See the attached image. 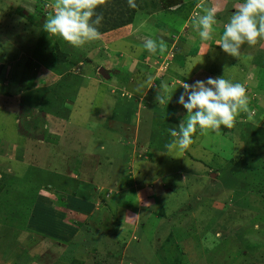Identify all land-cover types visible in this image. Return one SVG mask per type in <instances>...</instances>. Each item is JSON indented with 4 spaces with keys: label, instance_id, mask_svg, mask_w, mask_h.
Wrapping results in <instances>:
<instances>
[{
    "label": "rangeland",
    "instance_id": "1",
    "mask_svg": "<svg viewBox=\"0 0 264 264\" xmlns=\"http://www.w3.org/2000/svg\"><path fill=\"white\" fill-rule=\"evenodd\" d=\"M122 2L131 25L75 48L43 30L55 0H0V264H264V39L217 45L243 0ZM221 76L250 113L170 152L182 81Z\"/></svg>",
    "mask_w": 264,
    "mask_h": 264
},
{
    "label": "clouds",
    "instance_id": "2",
    "mask_svg": "<svg viewBox=\"0 0 264 264\" xmlns=\"http://www.w3.org/2000/svg\"><path fill=\"white\" fill-rule=\"evenodd\" d=\"M104 3L105 0H55V12L47 18L43 30L61 37L75 48L83 47L100 38L97 26L101 24L103 16L96 10ZM128 3L130 7H136L135 0H128ZM216 11L215 8L204 9V14L196 22L198 36L203 41L214 39ZM258 39H264V0H243L233 11L217 45L231 57L239 58L241 46L245 43L255 45ZM145 47L154 51L155 41H146ZM161 49L163 50V44ZM180 87L183 88V93L179 95L177 103L187 114L178 130L169 128L173 139L166 147L170 152L188 150L196 142L198 130L200 135H219L222 126L233 129L241 113H250V98L245 86L223 76L210 77L206 81L196 80L191 84L183 80ZM161 88L163 94L158 92L157 101L168 106L177 89L173 92L166 83Z\"/></svg>",
    "mask_w": 264,
    "mask_h": 264
},
{
    "label": "trees",
    "instance_id": "3",
    "mask_svg": "<svg viewBox=\"0 0 264 264\" xmlns=\"http://www.w3.org/2000/svg\"><path fill=\"white\" fill-rule=\"evenodd\" d=\"M122 1L126 2L127 0H105V3L100 5L97 8V10H96L97 13H99V14H101L103 16V20H102V22L100 24L101 27H103L102 30L108 31L107 27L109 28V30H113V29H116V28H119V27H123V26H126V25H131L133 23L134 13H135L134 10H132L128 14V16H126L127 18H125V19H124V17L122 15L118 16L117 18H114V19L113 18H111V19L110 18H106L107 17V13L105 12L106 11L105 8L108 7V5H110V7H112L113 4H116V3L118 5H120V6H122V5L124 6ZM94 19H95V16L93 17V20ZM102 24L106 25V27H104ZM57 61H59L60 64H62V63L64 64L65 61H66L65 56L58 54ZM178 75H180V74H178ZM181 77L182 76L180 75V78ZM169 106H168V108H169ZM167 111H172V110H171V108H169V109H167Z\"/></svg>",
    "mask_w": 264,
    "mask_h": 264
},
{
    "label": "crops",
    "instance_id": "4",
    "mask_svg": "<svg viewBox=\"0 0 264 264\" xmlns=\"http://www.w3.org/2000/svg\"><path fill=\"white\" fill-rule=\"evenodd\" d=\"M127 57L130 58V60H131V64H129V65H134V64L132 63V62H133V61H132L133 58H132L131 56H127ZM134 66H135V65H134ZM138 67H139V66H138ZM142 67L145 68V69H143V68H141V67H140V68H141L142 70H144L143 73H144V75L147 76V75H148V73L146 74V72H147V68H148V69H152V68H151L152 66L150 67V66H147V65L145 64V66H142ZM153 70H156V69H153ZM154 79H156V77L152 78V76H151L150 81L153 80V81H151V82H154ZM150 86H151V85H150ZM22 91H24V90H22ZM145 92H146V91H145ZM140 100H141V98H140Z\"/></svg>",
    "mask_w": 264,
    "mask_h": 264
}]
</instances>
